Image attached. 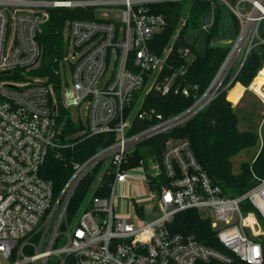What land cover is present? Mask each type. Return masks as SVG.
<instances>
[{
	"label": "built area",
	"instance_id": "2783aa9c",
	"mask_svg": "<svg viewBox=\"0 0 264 264\" xmlns=\"http://www.w3.org/2000/svg\"><path fill=\"white\" fill-rule=\"evenodd\" d=\"M166 1L191 0H0V264H49L53 256L56 264L230 263L236 257L264 264V177L254 175L250 188L233 194L210 177L187 138H169L161 157L153 153L132 163L141 143L208 105L228 75L234 71L224 88L251 50L264 44V0H217L236 16L239 30L213 81L185 110L157 114L153 123L135 130L152 91L190 95L197 89L178 81L186 68L169 66L176 35L162 53L151 48L167 24L152 5ZM53 7L122 9L121 21L96 13L97 18L67 22L60 94L48 77L32 73L41 62L39 34ZM176 52L191 55L189 47ZM63 107L70 113L77 109L89 134L115 138L74 161L57 190L43 168L49 155L63 157L68 147L60 123ZM87 175H94L90 194L70 219V201ZM108 176L112 180L106 182ZM133 178L149 189L147 200L158 212L139 227L116 209L117 187ZM106 184L108 193L98 194ZM132 205L145 213L143 202ZM189 209L211 219L227 251L172 229L174 216Z\"/></svg>",
	"mask_w": 264,
	"mask_h": 264
},
{
	"label": "trees",
	"instance_id": "16d2710c",
	"mask_svg": "<svg viewBox=\"0 0 264 264\" xmlns=\"http://www.w3.org/2000/svg\"><path fill=\"white\" fill-rule=\"evenodd\" d=\"M223 8L228 9L217 0L166 1L152 5V10L163 14L167 20L165 28L152 38L150 42L152 50L162 53L176 35L175 51L170 58L169 66L173 69L186 68V72L179 76L178 81L183 86L197 85V89L190 95L183 93L163 95L152 91L146 96L142 105L145 117L137 122L135 130L153 123L157 114L170 117L180 113L207 90L232 46V43H221L219 40L223 33ZM49 11L50 16L39 34V42L42 46L41 62L32 73L48 77L55 83L60 94L63 84L60 61L67 51L66 24L76 17L97 18V16L94 7H53ZM228 11L232 19L231 39H234L239 30V21L229 9ZM211 13L212 18L209 17ZM261 33L264 35V23ZM186 47L190 48L191 55L185 56L176 52L179 48ZM263 67L264 44H259L251 50L243 67L227 88L224 87L232 79L234 71L228 75L218 95L193 117L141 143L132 157V163H138L140 159H145L153 153L161 157L169 138H187L191 141L198 161L211 178L233 194L246 191L255 183L254 175L264 177V144L252 162H243L241 169L238 172L234 171L232 156L242 148L256 145L259 136L254 130L239 127L240 117L236 107L241 101L236 106L230 101H238L243 87L239 84L231 92L229 90L237 82L248 89ZM236 91H239V97L234 98L232 94ZM60 123L68 147L65 148L63 157L49 155L43 168V174L54 182L57 190L72 173L74 161H84L101 147L111 144L115 138L113 134H89L85 130L84 121L82 119L75 121L70 110L64 107L61 110ZM106 179V182H109L112 176ZM93 182L94 175H87L79 184L68 207L70 219L82 209ZM108 190L110 187L106 184L103 190L97 193L105 194ZM170 225L175 232L193 235L207 246L227 251L219 241L211 219L204 217L197 209L178 212ZM204 264L250 263L236 257L230 263L211 260Z\"/></svg>",
	"mask_w": 264,
	"mask_h": 264
},
{
	"label": "rangeland",
	"instance_id": "374dc122",
	"mask_svg": "<svg viewBox=\"0 0 264 264\" xmlns=\"http://www.w3.org/2000/svg\"><path fill=\"white\" fill-rule=\"evenodd\" d=\"M222 10L223 33L219 40H221V43H224L228 42L232 37V19L228 9L226 10L223 8ZM96 13L102 17L112 16L117 21H121L122 19V9L119 7L99 8L96 10ZM212 15L213 14L211 13L209 17L212 18ZM262 92L263 93L260 94L261 97H259L252 89L248 88L239 105L236 104V110L238 111L240 117L239 127L241 129L254 130L258 134L259 140L256 145L242 148L234 156H232L233 169L235 172H238L241 169L243 162H252L264 144V89ZM235 95L239 97V93ZM234 98L236 97L234 96ZM230 101L234 106H236L232 100ZM76 110L77 109L73 107L71 109V113L73 119L75 121H79ZM148 191L149 189L142 182L134 178L130 179L124 185H119L116 189L115 199L117 212L123 214L124 216H128V221L136 227L142 226L146 222L156 218L158 215V212L153 210L150 205L151 201L147 200ZM134 201H140L146 204L145 213L139 215L134 211L132 205ZM64 244L65 242H63L62 245ZM49 264H56L54 256L50 259Z\"/></svg>",
	"mask_w": 264,
	"mask_h": 264
},
{
	"label": "bare ground",
	"instance_id": "6f19581e",
	"mask_svg": "<svg viewBox=\"0 0 264 264\" xmlns=\"http://www.w3.org/2000/svg\"><path fill=\"white\" fill-rule=\"evenodd\" d=\"M264 84V67L260 70L259 74L257 75V77L254 79V82L252 84V87L254 89H256V91H259L260 93H263L261 90V86ZM235 94H238L239 91L234 92ZM232 94L233 96H235L236 98L238 96H236L235 94Z\"/></svg>",
	"mask_w": 264,
	"mask_h": 264
},
{
	"label": "crops",
	"instance_id": "0c3cea01",
	"mask_svg": "<svg viewBox=\"0 0 264 264\" xmlns=\"http://www.w3.org/2000/svg\"><path fill=\"white\" fill-rule=\"evenodd\" d=\"M254 82V81H253ZM253 82H252V84H253ZM241 85L242 87H243V90H242V93H241V96H240V98L238 99V101L237 102H234V104L236 105V104H238L239 103V101H241L243 98V95H244V93H245V90L247 89V87L245 86V85H243L242 83H240V82H237L230 90H229V92H231L232 90H234L235 89V87L236 86H238V85ZM252 84L248 87L249 89H252L259 97H261V95L260 94H262V93H260L259 91H256V89H254L253 87H252ZM263 89H264V84L261 86V90L263 91ZM242 98V99H241ZM241 99V100H240Z\"/></svg>",
	"mask_w": 264,
	"mask_h": 264
},
{
	"label": "water",
	"instance_id": "95a60500",
	"mask_svg": "<svg viewBox=\"0 0 264 264\" xmlns=\"http://www.w3.org/2000/svg\"><path fill=\"white\" fill-rule=\"evenodd\" d=\"M229 43L231 42V40L228 41Z\"/></svg>",
	"mask_w": 264,
	"mask_h": 264
}]
</instances>
